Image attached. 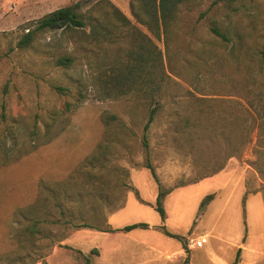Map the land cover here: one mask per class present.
<instances>
[{"label": "rangeland", "instance_id": "1", "mask_svg": "<svg viewBox=\"0 0 264 264\" xmlns=\"http://www.w3.org/2000/svg\"><path fill=\"white\" fill-rule=\"evenodd\" d=\"M132 1L0 0V264H185L202 254L206 245L171 254L149 228L119 231L154 210L142 145L151 109L148 155L162 190L226 172L264 202V0L185 1L159 38L131 15ZM76 3L86 27L17 46L39 19ZM159 50L162 82L140 60ZM211 186L182 191L186 246L238 224L240 201L225 207V191Z\"/></svg>", "mask_w": 264, "mask_h": 264}, {"label": "crops", "instance_id": "2", "mask_svg": "<svg viewBox=\"0 0 264 264\" xmlns=\"http://www.w3.org/2000/svg\"><path fill=\"white\" fill-rule=\"evenodd\" d=\"M241 180L242 178L239 175L234 173L229 175L226 172H222L187 186L205 185L208 188H210L211 184V187L213 185L217 186L220 190L225 191V207L230 204L232 196L235 198V206L237 208L240 201V212H238V209L235 212V220L238 222L235 228L232 230L228 226H212L207 233L197 238V240L202 241L200 247L194 246L193 243L195 241H192V244L190 243L187 246L185 242L184 244L177 240L175 242L173 238L152 229L153 227L159 229V227L165 226L169 233L180 236L186 241L192 216L190 210L188 211L181 206V200L183 195H185L182 191L187 187L171 191L166 195L163 205L165 212L163 221H161L159 214L155 210L145 208L144 214H146L147 219H143L140 223L148 224L149 229L147 230L155 234L153 235V240L166 245L167 248H171L173 251L171 254L184 251L191 252L192 250L188 249V246L193 251L201 250L204 245L207 246L202 254H194L195 256H191L186 264H232L237 251L239 253L236 264H264V202L259 193L246 197L245 186ZM155 198L156 195L154 200ZM240 221L241 224L239 223ZM152 248L159 258L162 255L166 257L169 255L167 252H162L161 248H155L154 246Z\"/></svg>", "mask_w": 264, "mask_h": 264}, {"label": "trees", "instance_id": "3", "mask_svg": "<svg viewBox=\"0 0 264 264\" xmlns=\"http://www.w3.org/2000/svg\"><path fill=\"white\" fill-rule=\"evenodd\" d=\"M185 1L188 0H134L130 5V11H131V15L136 19L138 24H141L147 30L151 31V33L155 37L159 38L161 35L166 36L168 34V28L170 26V23L175 17L177 7ZM106 3H107L106 6L109 8L111 15L113 17H117L118 21H122V23L125 22L126 19L123 16V14L111 3L109 2ZM80 7L81 6L76 3L71 6L59 8L45 15L36 22V26L33 29L28 30L27 33L22 35V37L17 42V46L19 48H24L28 46L34 39L36 33L44 32V31H57V30L74 31L86 27V21L84 19L86 18V16L80 13L79 11ZM96 27L97 29L100 30L103 29V27L98 23H96ZM211 31L216 36L220 37L223 40H226V37L222 33H220L216 28H212ZM92 36L96 37L98 36V33L92 31ZM140 60L144 64L150 62L152 65L151 69L154 68L151 74H156V70H158L157 72L158 80L159 82L163 81L164 73L162 70V56L160 50L152 57L144 56ZM59 62L61 64H69L71 62V59L69 57H64L60 59ZM160 87L161 85H159L157 89ZM158 105L159 104L157 103L156 106ZM155 113H156V109L150 110L148 120L143 127L142 145L145 148V150H147L145 168L149 170L153 181L156 183L158 187V193L154 204V210L159 214L161 221H163L165 218V212L163 209V200L166 197V195L170 193V191H164L160 188L154 168L149 162L148 143L146 139V132L150 124L154 120ZM106 121L107 120L105 118L104 122ZM212 198L213 195H208L207 197H205L201 201V206L205 205L207 202L212 200ZM82 226L86 227L85 225ZM135 228L147 229L149 228V225L146 223H137V224L125 226L119 229V231L129 232ZM159 229L164 235L174 238L180 241L182 244H184V240L182 237L169 233L166 230L165 226H161L159 227ZM238 253L239 251H237L235 260L232 264L237 263Z\"/></svg>", "mask_w": 264, "mask_h": 264}, {"label": "built area", "instance_id": "4", "mask_svg": "<svg viewBox=\"0 0 264 264\" xmlns=\"http://www.w3.org/2000/svg\"><path fill=\"white\" fill-rule=\"evenodd\" d=\"M193 244H194L195 247H200L202 245V241L201 240H197Z\"/></svg>", "mask_w": 264, "mask_h": 264}]
</instances>
